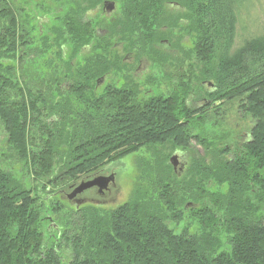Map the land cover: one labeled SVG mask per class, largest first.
<instances>
[{
	"label": "trees",
	"instance_id": "1",
	"mask_svg": "<svg viewBox=\"0 0 264 264\" xmlns=\"http://www.w3.org/2000/svg\"><path fill=\"white\" fill-rule=\"evenodd\" d=\"M168 1L125 0L122 31L115 25L113 36L128 33L135 39L133 46L155 42L154 27L178 20L168 16H173L166 10ZM176 1L197 35L193 52L209 67L204 76L213 79L210 97L237 101L242 117L254 121L243 151L229 158L227 147L193 134L189 119L200 110L188 108L176 91L155 96L138 85H109L101 96L89 97L95 85L99 89L93 82L111 70V63L100 56L89 58L82 68L71 65L72 78L66 89L61 87L67 97L55 103L28 89L13 94L14 84L2 76L0 121L33 185L26 187L0 165V264H264V33L233 49L238 14L248 0ZM6 2L0 0L2 11ZM68 19L76 44L93 36L91 24L82 22L76 8ZM13 37L10 26L0 32V59L16 51ZM219 46L222 55L212 69ZM74 100L81 112L74 111ZM34 128L41 137L32 135ZM166 144L185 150L196 144L204 154L197 150L184 179L165 158L141 159L131 197L110 210L68 208L59 198L51 200L49 213L67 215L61 243L49 245L43 224L50 218L42 211L50 187L87 179L143 148ZM212 182L226 191L210 190L206 185ZM188 200L202 203L190 208L202 234L190 233V226L177 234L168 225L183 220ZM225 231L231 234L230 249L219 252L218 237ZM63 243L72 246L69 259L59 253Z\"/></svg>",
	"mask_w": 264,
	"mask_h": 264
},
{
	"label": "rangeland",
	"instance_id": "2",
	"mask_svg": "<svg viewBox=\"0 0 264 264\" xmlns=\"http://www.w3.org/2000/svg\"><path fill=\"white\" fill-rule=\"evenodd\" d=\"M247 2L238 14L237 34L233 49L239 47L244 41L264 33V0H248ZM6 4L5 11L0 9V32H4L9 26L10 28L16 27V17L22 36L18 50L25 52L23 60L18 65L15 62V52L6 53L10 56L0 59L2 60L0 61V78L3 76V80L14 84V89L16 87L17 91L13 89L14 91H11L13 94L21 93V89L26 91L28 89L38 96L41 94L44 99L49 97V101L53 103L61 101L67 97L62 90L68 86L66 83L68 78H72L71 65L75 69L82 68L86 60L100 56L111 63V70L105 73V75L108 73L109 78L106 82L99 84L98 90L95 85L89 97L101 96L109 85L118 87L125 84L138 85L141 86L143 93H151L155 96H170L176 91V94L185 100L188 108L195 110L201 108L191 120L189 119L188 128L193 134L209 138L208 142L218 148L226 147L227 144L235 145L233 139L238 136L243 137L242 144L250 139L254 121L250 119V116L242 117L244 112L239 111V103L237 101H213L210 97L214 86L213 79L204 76V73L209 71V67L202 64L193 52L197 35L190 31V22L184 16L185 10L176 0L168 1L166 10L173 15H168L170 18L178 17V20L169 21L170 25L154 27V30L158 32L156 41L153 43L146 41L136 46H133L132 42L135 39L128 33L126 35L117 33L110 39L102 35L106 28L124 17L125 0L118 1V11L110 19L101 13L88 19L92 30L97 28L99 32L93 30V36L86 38V42L81 45L76 44L69 33V12L71 8L81 7L83 19L93 5L84 4L81 0H7ZM218 49L212 69L217 68L222 55L221 47L219 46ZM93 83L96 84V81ZM184 87L189 88L188 91L181 92ZM208 102L209 104L215 102V105L207 107ZM72 105L75 112L82 111V106L75 100ZM54 119L56 116H53L50 122ZM37 132L39 131L34 128L32 135L41 137ZM246 134L248 136H245ZM241 145H236V149L243 151L244 146ZM197 150L204 154L203 148L196 144L186 150L176 149L171 144H166L156 148H143L140 152L105 166L103 169L105 174L101 177H109L112 174L115 176L114 184L110 185L111 191L107 197H102L96 186L92 187V191L86 189L82 193L73 195L82 183L100 176L95 178L92 176L90 179L81 177L66 185L61 184L55 189L50 187L52 193L44 194L49 196L47 197L49 199L45 201L42 211L45 218H50L43 224L47 242H50L49 245L61 243L59 240H62L61 235L65 230L63 222L67 215L61 212L54 217L52 211L49 213L52 210L51 200L59 198L68 208L91 205L110 210L128 201L131 197L138 175H140L138 162L141 159L153 162L157 158L162 160L165 158L171 165L170 158L177 155L179 162L176 170L171 166L174 174L184 179ZM156 151L159 153L157 154ZM13 152L0 121V165L5 169H11L17 179H20L26 187L32 188L33 183L28 174L29 170L27 169V172L24 163L17 160ZM228 157L232 158L233 155L230 154ZM206 186L214 192L226 191V188L219 187L214 182ZM189 202L197 205L192 206ZM207 204L210 205L208 199ZM201 205L200 202L188 200L182 207L185 210L186 206L187 209L183 220L178 224L169 222V227L179 234L190 226V233L202 234L201 225L193 218L190 211V208L197 209ZM219 235L220 245L217 251L229 250L231 234L225 231ZM59 253L66 259L71 258V244L63 243Z\"/></svg>",
	"mask_w": 264,
	"mask_h": 264
},
{
	"label": "flooded vegetation",
	"instance_id": "3",
	"mask_svg": "<svg viewBox=\"0 0 264 264\" xmlns=\"http://www.w3.org/2000/svg\"><path fill=\"white\" fill-rule=\"evenodd\" d=\"M17 1V0H16ZM84 4L86 3L87 5H93L92 7H91V9L90 10H88V12H87V16H84V18L82 19V16H81V14H82V12H83V10L81 9V7H77V10H78V12H79V17L81 18V20H82V22L83 23H89L88 22V19H90V18H92V17H95V16H97V14H99V13H101V14H103V16L104 17H107V19H110L112 16H114L115 15V13L118 11V1L119 0H100L99 1V3H96V4H93V3H91L90 1L91 0H81ZM107 2H112V3H114V6H113V9H112V11H108V9L106 8V3ZM126 9H127V7H126ZM123 15H124V17L122 18V19H120V20H117L116 22H114L113 24H111L110 26H109V28H106L104 31H103V33H102V35L103 36H105V37H108L107 39H110V38H112L113 37V34H112V32L114 31V26L115 25H117V30L120 32V31H122V29H121V27H120V21L121 20H124V18H125V16H126V10H124V13H123ZM92 21V20H91ZM15 25H16V27H14V28H12L13 29V32H14V37H13V39H14V41H15V47H16V51H15V55L14 56H16L15 58V62H16V64L18 65V63H21V61L23 60V58H24V54H25V52H19V50H18V48H19V46H18V44H19V42H20V40L22 39V36H21V34H20V32H19V24H18V21H17V19H16V17H15ZM93 30H96V32H99L98 30H97V28H94ZM127 34V33H126ZM123 35H124V33H123ZM27 41H29V37H27ZM22 45V44H21ZM30 58H32V56L30 57ZM108 78H109V75H108V73H107V75H102V76H100V77H98L97 78V80H96V83L98 84V83H104V82H106L107 80H108ZM69 80H70V78H68ZM66 81V80H65ZM211 101V100H210ZM209 101V102H210ZM209 102H208V104H209ZM211 104V103H210ZM209 104V105H210ZM208 105V106H209ZM207 106V107H208ZM199 110H201V108H198ZM245 136H248L247 134L245 135ZM239 137V136H238ZM234 138L233 140H234V143H235V145H232V146H230V145H228L227 144V149H229L230 150V154H234L235 152H237V150L238 149H236L237 147H236V145H241L242 143H241V140L243 139V137H239V138ZM247 143V141L246 142H244L241 146H243L244 144H246ZM229 154V155H230ZM181 158V157H180ZM182 159V158H181ZM183 165H185V164H183ZM101 174V175H100ZM103 174H105V172L102 170V171H100V172H98L96 175H94V177L93 178H95V177H101ZM112 175H114V174H112ZM99 177V178H100ZM91 177H88L87 179H90ZM114 181H115V179H114ZM114 184V182H110L109 183V185H108V187H107V189H105L104 191H99V189H98V193L102 196V197H107L108 196V194H110V191H111V188H110V185H113ZM94 188V187H93ZM93 188H90L89 189V191H92V189Z\"/></svg>",
	"mask_w": 264,
	"mask_h": 264
},
{
	"label": "water",
	"instance_id": "4",
	"mask_svg": "<svg viewBox=\"0 0 264 264\" xmlns=\"http://www.w3.org/2000/svg\"><path fill=\"white\" fill-rule=\"evenodd\" d=\"M114 6V3L112 2H107L106 3V8L108 9V11H112ZM100 83H98L99 86ZM178 162H179V157L177 155H173L170 158V163L171 165L174 167V170H176L177 166H178ZM115 176L114 175H110L109 177H100V178H95L92 180L87 181L86 183H82V185L75 191V193L73 195H77L79 193H82L84 190L86 189H90L92 187H98L99 191H104L105 189H107L108 185L110 182H114Z\"/></svg>",
	"mask_w": 264,
	"mask_h": 264
}]
</instances>
